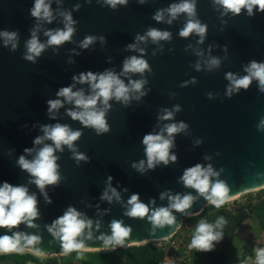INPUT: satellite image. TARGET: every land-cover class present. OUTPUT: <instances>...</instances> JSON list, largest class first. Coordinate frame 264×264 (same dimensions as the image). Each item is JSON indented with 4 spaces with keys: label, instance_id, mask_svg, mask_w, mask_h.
<instances>
[{
    "label": "water",
    "instance_id": "obj_1",
    "mask_svg": "<svg viewBox=\"0 0 264 264\" xmlns=\"http://www.w3.org/2000/svg\"><path fill=\"white\" fill-rule=\"evenodd\" d=\"M46 2L51 6V23L31 15L35 0H0V32L17 33L15 50L11 43L5 46L0 37V186L7 182L27 187L29 194H35L39 211L33 222L36 227L21 224L12 231L0 229V235H12L15 231L35 234L41 237L36 247L42 249L43 256L62 255L60 242L47 227L73 207L82 218L93 221L92 239L86 238L87 229L84 233L88 249L125 248L167 239L182 227L185 217L201 214L208 203L180 179L187 168L197 164L205 168L211 165L219 173L213 181H224L232 197L264 188V130L258 127L264 119V92L253 80L247 90L226 94L230 85L226 74L239 78L247 75L244 69L253 60L264 62V12L254 8L251 16L246 9L239 15L224 14L225 10L214 0H195V19L207 26L201 42L195 33L186 38L180 36L189 19L186 14H180L170 24L167 12L162 21L153 19L157 11L181 0H128L115 9L104 0ZM63 12H71L76 21L71 40L60 46H47L35 62L24 59L33 31L46 44L45 32L64 28ZM151 28L167 31L171 38L158 42L151 38L137 40L138 35L144 36ZM89 35L97 39L88 48H82L81 42ZM99 37H104V41ZM130 44H135V49H130ZM132 56L146 60L150 71L123 74L124 61ZM213 58L219 60L217 67L209 65ZM107 70L117 74L126 85L135 80L146 83L141 92H130L127 102L115 98L109 101L111 107L105 117L109 131L97 135L94 129L68 115L69 110L78 109L74 103L58 97L57 92L75 85L73 91L83 90L89 95V84L74 81L73 77ZM56 99L63 106L50 113L48 101ZM176 106L179 111H175ZM166 109L173 112L172 119L160 120ZM181 122L187 128L174 135L170 149L176 161L148 169L143 137L160 133L167 124ZM57 123L81 131L75 148L88 159L77 162L67 146H63L62 152L56 151L60 180L46 186V200L39 188L30 183L33 177L17 161L22 155L32 160L45 144L52 145L51 140L39 145L34 140L44 136V125ZM164 136L167 137L166 132ZM141 160L145 161L143 172L132 167ZM109 176L111 187L120 197H113L111 202L101 199ZM162 193H190L197 198L186 213L173 211L175 225L154 231L147 218L124 214L133 194H138L140 201L151 209L167 207L168 197L161 199ZM113 220L123 221L132 231L123 246L104 249L98 237L111 235Z\"/></svg>",
    "mask_w": 264,
    "mask_h": 264
},
{
    "label": "clouds",
    "instance_id": "obj_2",
    "mask_svg": "<svg viewBox=\"0 0 264 264\" xmlns=\"http://www.w3.org/2000/svg\"><path fill=\"white\" fill-rule=\"evenodd\" d=\"M128 0H104V3L115 9L117 5H126ZM141 3L144 0H140ZM215 4L220 5L225 11L224 14L231 12L233 15H239L242 9H246L249 16L253 15V9L256 8L260 12H264V0H214ZM79 8V5H77ZM164 12L169 15V24L176 19L180 14H186L189 18L180 31L181 37H188L192 33L201 37V42L206 33L207 26L201 24L196 16L195 0H181L180 3L171 4L167 9L157 11L153 19L162 21ZM31 15L38 19L46 20L48 23L52 22L53 15L50 3L46 0H35L34 7L31 9ZM64 28L49 30L45 32L48 37L47 43H41L33 31L32 38L27 42V53L24 59L35 62V59L41 55L47 46H60L65 42H69L75 32L73 25L76 21L73 20L71 12H63ZM0 37L4 38L5 46L9 43L12 49L17 47L15 41L17 39L16 32H0ZM151 38L153 42L161 40H169L171 34L167 31H160L155 28L149 29L144 36H137V40L144 41ZM97 37L86 36L81 42L82 48H88ZM100 41H104V37H99ZM130 49H135V44L128 46ZM210 67H217L219 60L213 58L209 62ZM199 67V65H197ZM146 70L150 71L149 64L143 58L132 56L124 61L123 74L140 73L143 74ZM244 71L247 75L237 78L232 73L226 74V78L230 81L227 89V95H231L233 91L240 89L247 90L253 80L258 82V87L261 92H264V62L258 63L256 61L250 62L245 67ZM74 81L81 84L87 83L90 86L91 94L85 95L83 90L73 91L75 85L63 87L57 92L58 97H63L65 101L74 103L76 109L69 110L68 115L73 119L79 121L84 127L92 128L97 135L109 131V125L105 119L107 110L111 107L109 101L115 98L117 101L127 102L130 98V92H141L144 80L130 81L126 85L117 74L111 70H107L101 74L93 72L81 73L79 77H73ZM142 95L144 93H141ZM102 104L103 107H98ZM48 111L51 113L63 106L60 99L48 101ZM175 111H179V106H176ZM173 117V112L165 110L164 114L159 117L160 120H170ZM264 130V119L260 121L258 126ZM187 128L183 122L176 124H167L158 134H146L143 137L142 143L145 145V154L147 157V168L154 169L159 163L167 165L169 161L175 162L177 157L170 154V149L173 147V137ZM44 132L43 137H37L34 144H42L44 140H51L52 145L45 144L40 148L32 160H28L25 156H20L17 163L20 168L30 174L33 179L30 183H34L42 194L45 192L46 186L56 185L60 180L58 172L59 165L57 160L59 157L55 155L56 151H63V146H67L73 153V158L79 162L81 160L87 161L85 154L80 153L75 148V142L81 137L82 133L79 130H72L68 125L55 124L44 125L42 127ZM167 133V137L164 136ZM199 143V141L197 142ZM54 145V147H53ZM25 152L31 153L32 149H25ZM133 168L137 171H145V161L141 160L138 164H133ZM219 173L215 172L211 165L203 167L197 164L193 167L187 168L180 178L185 187L194 189L199 196L204 199L216 209H220L223 205L233 200L235 197L229 195L228 185L219 179L213 181V177H217ZM112 177H108V188L105 190L101 199H106L109 202L113 197L119 200V193L115 188L111 187ZM109 191L111 195H109ZM167 196L169 204L167 207H158L151 209L147 204L140 201L138 194H133L128 200V210L124 213L128 217L140 218L147 220L152 224L153 231L156 228H164L165 226H173L176 224V216L173 211L179 213H186L190 209L197 197L192 194H176L162 193L161 199ZM51 203L50 200H48ZM154 203V201H152ZM39 216L37 208V199L35 194H29L28 188L25 186H13L4 182L0 186V229H7L12 231L18 228L21 224H26L27 227H36L33 223ZM226 223L223 217L216 220L215 224L200 220L192 236L191 242L188 245L190 249L199 251H210L214 247V243L219 241L222 237V232L217 229L222 228ZM93 221L82 218V214L75 208L69 207L67 211L57 218L53 223L47 227L48 232L60 242L61 253L68 255L72 252L82 254L90 251L86 248L84 233L88 230L87 239H92ZM99 228V223L96 225ZM111 235H101L98 237L103 242V248L107 249L111 246H123L126 238L130 236L132 229L123 224V221L113 220L110 224ZM41 237L35 234H27L20 231L12 232V235H0V254L7 255L10 253L22 254L31 252L40 257L44 253L42 249L36 247L40 244ZM100 249H97L99 251ZM255 264H264V247L256 248L255 250Z\"/></svg>",
    "mask_w": 264,
    "mask_h": 264
},
{
    "label": "crops",
    "instance_id": "obj_3",
    "mask_svg": "<svg viewBox=\"0 0 264 264\" xmlns=\"http://www.w3.org/2000/svg\"><path fill=\"white\" fill-rule=\"evenodd\" d=\"M250 205L249 215L244 218L238 225L232 229L220 228L217 231L222 232V237L219 241L213 242L214 247L210 251H197L195 253V260L198 264H255V249L264 247V201L262 198L252 200ZM248 202L246 203V205ZM243 204H238L232 210L227 212L222 209H210L207 215L215 213L216 216L222 211L229 214H236L238 209L245 207ZM199 218L206 221V216ZM194 220L183 225V234L189 232L194 228ZM208 222V221H206ZM211 223V222H209ZM215 224V223H213ZM196 225V224H195ZM193 231V230H192ZM228 242V243H227ZM115 249L108 250H90L78 254L72 252L68 255H54V256H40L43 262L52 260L56 264H126V257L121 255ZM239 253H248L247 256H239ZM8 260H0L6 264ZM32 261H27V264ZM168 260H163L161 264H167ZM35 263V262H34ZM9 264V263H8ZM11 264H16L11 261ZM36 264V263H35Z\"/></svg>",
    "mask_w": 264,
    "mask_h": 264
},
{
    "label": "trees",
    "instance_id": "obj_4",
    "mask_svg": "<svg viewBox=\"0 0 264 264\" xmlns=\"http://www.w3.org/2000/svg\"><path fill=\"white\" fill-rule=\"evenodd\" d=\"M248 215L247 210L243 207L238 209L234 215L222 211L217 216L215 213H211L205 219L208 222L215 223L218 218L223 217L226 223L222 227L229 230L236 227ZM116 250L126 257V264H161L167 254L165 248L155 244V242H149L143 245H132L125 248L118 247ZM11 257L0 255V260H7ZM27 261H32L36 264H56L52 260L43 262L41 258L31 253L14 260L17 264H27Z\"/></svg>",
    "mask_w": 264,
    "mask_h": 264
},
{
    "label": "rangeland",
    "instance_id": "obj_5",
    "mask_svg": "<svg viewBox=\"0 0 264 264\" xmlns=\"http://www.w3.org/2000/svg\"><path fill=\"white\" fill-rule=\"evenodd\" d=\"M260 197L262 198V201H264V188H261V189L255 190V191H249V192L243 193L241 195H238L233 200H231L230 202H228L225 205H223L220 209L232 213L233 212L232 210L234 209V207L236 205L243 204L245 206L246 203L248 202L246 207L248 208L247 212L249 213V210L251 208L250 205L253 204L252 200H255L256 198H260ZM213 208H215V207L210 205L209 203H207L206 207H205V210L201 214L196 215V216H190V217H185L184 218L183 225H185L187 222H191V220H194V222H193L194 223V228H192L193 231L190 230L189 232H186V235L184 237V242L181 244V248L180 249H182V250L186 249L187 251L189 250L192 255H195V253H197L198 250L190 249L188 247V245L191 242V239H192V236L194 234L195 227L197 225L198 219L202 218L203 216H205V214L207 215V211L210 210V209H213ZM183 225H182V230H183ZM155 244H157L159 246H165L167 244V241L159 240V241H155ZM28 253H31V252H27L26 251L25 253H22V254L10 253V254H7V255H3V254H0V255L1 256H12L10 259H7V260L10 261V262L11 261L14 262V260L16 258H21V256H24V255H26ZM31 254H33V253H31ZM247 255H248V253H239V256H247ZM14 263H16V262H14Z\"/></svg>",
    "mask_w": 264,
    "mask_h": 264
},
{
    "label": "built area",
    "instance_id": "obj_6",
    "mask_svg": "<svg viewBox=\"0 0 264 264\" xmlns=\"http://www.w3.org/2000/svg\"><path fill=\"white\" fill-rule=\"evenodd\" d=\"M181 230L182 227L171 237L164 239L167 241V244L162 246L167 253L165 260H168L167 264H198L189 250L180 249L185 237Z\"/></svg>",
    "mask_w": 264,
    "mask_h": 264
},
{
    "label": "bare ground",
    "instance_id": "obj_7",
    "mask_svg": "<svg viewBox=\"0 0 264 264\" xmlns=\"http://www.w3.org/2000/svg\"><path fill=\"white\" fill-rule=\"evenodd\" d=\"M238 196V195H237ZM237 196H235V197H237Z\"/></svg>",
    "mask_w": 264,
    "mask_h": 264
}]
</instances>
